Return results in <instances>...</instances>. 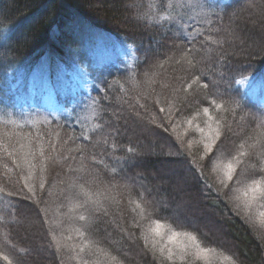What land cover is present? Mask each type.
Returning <instances> with one entry per match:
<instances>
[{
    "label": "trees",
    "instance_id": "16d2710c",
    "mask_svg": "<svg viewBox=\"0 0 264 264\" xmlns=\"http://www.w3.org/2000/svg\"><path fill=\"white\" fill-rule=\"evenodd\" d=\"M206 1L0 0V256L11 264H264V199L245 208L243 196L264 178V108L244 92L264 81V0ZM80 25L129 47V66L103 68L72 106L59 83L62 115L19 111L12 97L27 78L17 67L29 76L62 66ZM206 107L221 132L207 155L197 130L209 131ZM239 151L247 155L225 186L221 168ZM154 221L164 225L160 236ZM171 230L212 251L182 253Z\"/></svg>",
    "mask_w": 264,
    "mask_h": 264
},
{
    "label": "rangeland",
    "instance_id": "374dc122",
    "mask_svg": "<svg viewBox=\"0 0 264 264\" xmlns=\"http://www.w3.org/2000/svg\"><path fill=\"white\" fill-rule=\"evenodd\" d=\"M186 1L199 3L202 0ZM229 1L207 0L206 3L215 6ZM203 8H207L206 4ZM80 28L81 34L75 39L76 47L69 55L66 54L67 59H64L63 64L60 63L62 66H52V64L48 67L43 66L29 76L26 75L22 65L17 67L20 71L19 77L27 78L22 89L17 83L18 91L12 97L16 99L13 102L15 101L19 111L62 115L66 110L63 102H55L59 94L61 97L68 96V105L72 106L76 103L77 97L81 94L86 96L90 88L97 85L94 79L103 73V68L110 65L129 66L132 54L129 47L120 40L110 36L96 35L94 31L81 25ZM85 61H88L87 64H84ZM260 81L262 80L249 81L245 84L244 92L257 106L264 108V81ZM59 83V94L53 93Z\"/></svg>",
    "mask_w": 264,
    "mask_h": 264
},
{
    "label": "snow or ice",
    "instance_id": "6c2138e0",
    "mask_svg": "<svg viewBox=\"0 0 264 264\" xmlns=\"http://www.w3.org/2000/svg\"><path fill=\"white\" fill-rule=\"evenodd\" d=\"M188 63L194 66L192 64V60H189ZM198 79L199 77H196V79H194L192 83H189L187 87H184V85L181 84L179 87L175 89V91L180 92L181 89H183V91L187 92L188 89L192 88V85L195 84L196 80ZM237 83H240V81H237ZM203 87L207 88L208 85L204 84ZM212 103L215 104L217 109H221L223 107L220 104H216L215 101H212ZM160 111H164V109L161 108ZM203 114L208 116L209 118L208 123H207V128L209 131L205 133L204 129L200 128L198 125H197V130L203 134V139L201 142L203 143V146L205 149V155H207L208 153L212 152L213 145L216 143L217 140L220 139L221 132L219 130L220 128L219 121H215L217 127L215 128L213 127V123H212L213 117L210 115L209 109L207 107L203 109ZM187 123L191 124L192 121L189 120L187 121ZM260 126L264 128V120H261ZM260 135L264 136V131H261ZM254 146L255 145H251L250 147H254ZM239 147L240 149H244V144L241 143ZM131 150L132 149H129V151ZM246 155L247 153L245 151H239L235 156L232 157L231 160H229L227 164H225L221 168V171L223 172V176L225 178L224 180L221 181L222 184H225V186H227L225 182L231 181L233 179V175L236 173V165L241 163L240 157H244ZM201 159H204V157L202 156ZM209 163H211V160H209ZM217 167H219V165H217ZM259 171L261 173H264V166H262L259 169ZM243 196L245 197V200H244L245 208H250L255 201L264 199V178L259 179V180L253 179L251 183H249L244 189ZM137 207H140V205L137 204ZM141 211L143 212V209ZM259 215L261 217H264V212H261ZM80 219L84 220L85 217L81 215ZM153 223H154V227L151 228L150 231L154 232L157 236H160L162 234V230L164 229V225H162L159 221H154ZM180 237H184L187 243H185L184 240H180L179 239ZM145 240L147 241V237H145ZM168 241L171 243L177 244L182 253H186L189 248L194 249L196 255H199L200 253H206V252L212 251L210 249L203 248L201 246V243L197 240L196 236L188 232L180 233V232L171 230V234L168 236ZM160 251L161 253H163L164 248L161 247ZM172 255H173L172 249L168 248L167 258L169 260L172 259ZM0 258L8 261V264H11V261L8 260L7 256H0Z\"/></svg>",
    "mask_w": 264,
    "mask_h": 264
}]
</instances>
